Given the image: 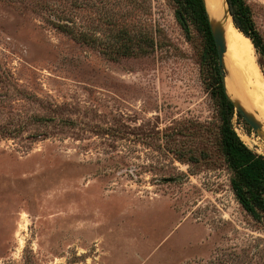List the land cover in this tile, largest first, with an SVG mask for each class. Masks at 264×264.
Returning a JSON list of instances; mask_svg holds the SVG:
<instances>
[{
	"label": "rangeland",
	"instance_id": "374dc122",
	"mask_svg": "<svg viewBox=\"0 0 264 264\" xmlns=\"http://www.w3.org/2000/svg\"><path fill=\"white\" fill-rule=\"evenodd\" d=\"M245 4L264 79V0ZM176 10L0 0V264H264V213L239 203L222 150L219 57ZM240 79L232 99L264 108Z\"/></svg>",
	"mask_w": 264,
	"mask_h": 264
},
{
	"label": "trees",
	"instance_id": "16d2710c",
	"mask_svg": "<svg viewBox=\"0 0 264 264\" xmlns=\"http://www.w3.org/2000/svg\"><path fill=\"white\" fill-rule=\"evenodd\" d=\"M176 3V17L184 30L193 25L204 36L213 56L217 57V49L213 38L209 14L205 0H173ZM235 26L249 37L256 48L259 41L250 21L245 0H227ZM216 80L219 86L222 107L223 125L221 144L224 157L233 171L232 189L243 208L252 216L264 213V156L253 152L239 137L232 125L235 113L243 117L235 109L233 101L227 94L220 68L215 67Z\"/></svg>",
	"mask_w": 264,
	"mask_h": 264
},
{
	"label": "bare ground",
	"instance_id": "6f19581e",
	"mask_svg": "<svg viewBox=\"0 0 264 264\" xmlns=\"http://www.w3.org/2000/svg\"><path fill=\"white\" fill-rule=\"evenodd\" d=\"M205 4L210 17V21L213 26L220 27L224 31L226 41V53L224 55L223 60L226 73V90L229 93L230 97L233 98V88L235 89L238 85L241 86V84L239 83L241 73L246 74L250 77V79H253L251 81L252 86L253 83L260 86H264V79L255 57L254 45L251 39L244 35L233 23L232 17L228 13V6L226 0H205ZM242 88L244 89V87ZM243 94L241 96H243ZM244 106L248 111H251L252 113L253 111H255L254 113L256 115L254 113L253 114L259 119V121H261V129L259 130V136L264 140V108H260L258 110H256L255 108L254 110V106L252 107L248 103H245Z\"/></svg>",
	"mask_w": 264,
	"mask_h": 264
},
{
	"label": "water",
	"instance_id": "95a60500",
	"mask_svg": "<svg viewBox=\"0 0 264 264\" xmlns=\"http://www.w3.org/2000/svg\"><path fill=\"white\" fill-rule=\"evenodd\" d=\"M226 3L228 6V13L231 15V12L229 10V4H228L227 0H226ZM231 17H232V15H231ZM232 20H233V17H232ZM210 23H211V21H210ZM233 23H234V21H233ZM211 30H212L213 38L215 41L217 54L219 57L220 73L222 76L224 88L226 90V82H225L226 73H225L224 60H223L224 55L226 53V41H225L224 31L220 27H214L212 23H211ZM226 92H227V90H226ZM227 94H228V92H227ZM230 99L233 101L235 109L237 111H240L242 113L243 117L245 118V120L249 123V125L259 133V130L261 129V121H259L251 112L246 110L240 103L234 101V99H232L231 97H230Z\"/></svg>",
	"mask_w": 264,
	"mask_h": 264
}]
</instances>
